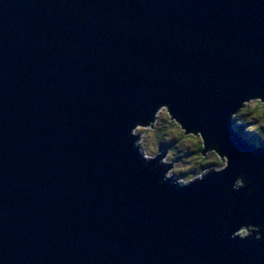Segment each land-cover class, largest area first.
Returning a JSON list of instances; mask_svg holds the SVG:
<instances>
[{"label": "water", "instance_id": "1", "mask_svg": "<svg viewBox=\"0 0 264 264\" xmlns=\"http://www.w3.org/2000/svg\"><path fill=\"white\" fill-rule=\"evenodd\" d=\"M245 93L264 0H0V264H264L230 234L264 224V148L228 120ZM159 102L220 142L222 176L177 190L141 162L127 129Z\"/></svg>", "mask_w": 264, "mask_h": 264}, {"label": "clouds", "instance_id": "2", "mask_svg": "<svg viewBox=\"0 0 264 264\" xmlns=\"http://www.w3.org/2000/svg\"><path fill=\"white\" fill-rule=\"evenodd\" d=\"M228 120L235 134L256 148H264V94L240 95L229 109ZM127 136L141 162L159 174V183L177 190L212 174L222 176L231 165L230 155L220 142L209 140L201 127L186 125L168 102H159L149 117L135 119ZM244 189L249 196L256 185L247 172H240L228 191ZM220 231L228 233L229 228L220 227ZM262 233L264 224L251 222H241L230 232L231 238L240 240L264 239Z\"/></svg>", "mask_w": 264, "mask_h": 264}, {"label": "rangeland", "instance_id": "3", "mask_svg": "<svg viewBox=\"0 0 264 264\" xmlns=\"http://www.w3.org/2000/svg\"><path fill=\"white\" fill-rule=\"evenodd\" d=\"M255 147V146H254ZM256 149H259V148H256ZM260 149H262V148H260Z\"/></svg>", "mask_w": 264, "mask_h": 264}]
</instances>
